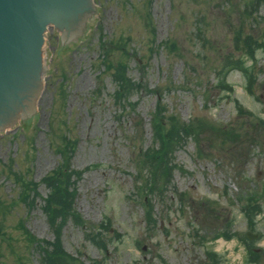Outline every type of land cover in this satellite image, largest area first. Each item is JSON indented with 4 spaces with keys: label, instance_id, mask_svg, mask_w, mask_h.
Listing matches in <instances>:
<instances>
[{
    "label": "rangeland",
    "instance_id": "rangeland-1",
    "mask_svg": "<svg viewBox=\"0 0 264 264\" xmlns=\"http://www.w3.org/2000/svg\"><path fill=\"white\" fill-rule=\"evenodd\" d=\"M93 1L72 47L46 31L35 118L0 130V264H42L35 243L57 238L46 179L68 163L80 223L59 232L78 263L264 264V8L252 18L251 0ZM248 34L262 45L251 59L236 43ZM228 56L250 74L223 66ZM111 64L136 85L119 101ZM157 106L194 124L165 178L145 160L160 148Z\"/></svg>",
    "mask_w": 264,
    "mask_h": 264
},
{
    "label": "water",
    "instance_id": "water-1",
    "mask_svg": "<svg viewBox=\"0 0 264 264\" xmlns=\"http://www.w3.org/2000/svg\"><path fill=\"white\" fill-rule=\"evenodd\" d=\"M96 13L93 0H0V129L35 118L47 73L46 28L54 26L62 52L81 41Z\"/></svg>",
    "mask_w": 264,
    "mask_h": 264
},
{
    "label": "trees",
    "instance_id": "trees-1",
    "mask_svg": "<svg viewBox=\"0 0 264 264\" xmlns=\"http://www.w3.org/2000/svg\"><path fill=\"white\" fill-rule=\"evenodd\" d=\"M245 12L247 13L246 17L256 18L258 14V10L260 7L264 8V0H251L250 2L245 3ZM241 32V31H240ZM260 39H254L251 35H246L243 39L240 36L239 39L236 40L238 45V50L242 51L243 56L247 58H253L254 52L257 48L262 47L259 43ZM239 44L242 45L239 46ZM165 46H167L165 44ZM243 59V58H242ZM234 57L228 56L224 60L223 66L229 67H238L246 75H249V69L245 64V60L243 62L239 60L241 63H234ZM245 64V65H244ZM110 70H114L112 74V78L115 81L118 88L115 93V97L117 101L121 98V93L125 90H129L130 88H135L136 85L131 82V80L125 74V68L123 65H117L116 67L112 64L110 65ZM221 85L227 84L226 78L224 79L223 75H220ZM119 99V100H118ZM157 109L152 114V128L154 131V142L157 143L160 147L157 149L155 147V151L148 153L145 156V160L149 159L152 163H158V167L161 170V176L166 177L170 174V170H172V166L170 164L169 157L172 154L174 148L181 144L185 139L187 134L193 130L194 124L183 122L177 119V116L173 113L166 114L165 109ZM193 133V132H192ZM154 147V145L152 146ZM63 160H70V156H66L64 151L61 152ZM144 160V161H145ZM80 173L74 172L71 169L70 163L63 165L62 168L51 178L46 179L49 182L48 185L51 187V194L47 199V204L45 205V212L49 223L52 227H54V231L56 232V239L52 242L50 241H37L34 242L35 246L38 247V251L41 255V263L42 264H82L78 263L75 257H72L62 248L60 241V229L63 224H65L68 220H73L75 223H80L79 221V213L75 207V193L76 189L74 186L75 181L71 182V178L74 180L79 178ZM61 178V179H57ZM59 221L61 224L57 223ZM251 254L256 255L255 251H251Z\"/></svg>",
    "mask_w": 264,
    "mask_h": 264
},
{
    "label": "flooded vegetation",
    "instance_id": "flooded-vegetation-1",
    "mask_svg": "<svg viewBox=\"0 0 264 264\" xmlns=\"http://www.w3.org/2000/svg\"><path fill=\"white\" fill-rule=\"evenodd\" d=\"M258 252H261V249L257 250ZM258 257H262V255H258ZM264 257V256H263Z\"/></svg>",
    "mask_w": 264,
    "mask_h": 264
},
{
    "label": "bare ground",
    "instance_id": "bare-ground-1",
    "mask_svg": "<svg viewBox=\"0 0 264 264\" xmlns=\"http://www.w3.org/2000/svg\"><path fill=\"white\" fill-rule=\"evenodd\" d=\"M47 29V28H46ZM49 29V28H48ZM15 125V124H14ZM14 125H12V126H14Z\"/></svg>",
    "mask_w": 264,
    "mask_h": 264
}]
</instances>
